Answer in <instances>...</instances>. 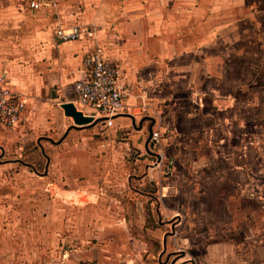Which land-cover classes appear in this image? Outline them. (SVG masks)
<instances>
[{"label":"crops","instance_id":"obj_1","mask_svg":"<svg viewBox=\"0 0 264 264\" xmlns=\"http://www.w3.org/2000/svg\"><path fill=\"white\" fill-rule=\"evenodd\" d=\"M19 2L0 0V16L15 14L12 11V3H15L17 11L30 12L34 18L19 41L0 42L2 50L9 52L5 57L6 63L0 65V72L3 71L0 77L4 76L5 81L27 99L26 111L13 131L25 126L34 132L49 128L46 96L57 98L59 106L72 102L74 83L84 70V58L98 48L107 60L119 67L129 90L125 100L126 113L115 119L113 128L106 130L116 135L131 126L139 140L142 138L137 145L146 148L144 139L149 128L153 132L160 130V126L179 130L177 123L181 119L188 128L200 129L214 123L221 113L229 111L218 104V93H198L210 65L219 67L223 60H227L229 65L230 57H236L239 50L247 49L246 44L264 49V37L258 43L237 44L244 32L264 35V0H70L61 2L56 10L36 12L23 8ZM81 22L98 28L97 36L53 43L52 31L58 23L70 26ZM4 32H9L8 27ZM212 35H215L214 39H211ZM25 51L29 54L25 55ZM224 53L229 54L228 59ZM214 78L216 81L217 77ZM180 81H185L182 87ZM166 84V93L157 89L158 86L164 88L162 85ZM191 84L194 87L190 90ZM195 97L206 98L208 107L192 105ZM142 104L148 105V115L139 117L131 114V106L136 107L134 111ZM157 104L161 105L158 112L155 110ZM250 105L247 107L251 110ZM151 114L167 116L159 121ZM71 130L74 129L68 133ZM67 135L57 142L42 138L52 144H60ZM161 142L164 143L165 139ZM37 146H41L40 138ZM162 148L165 155L158 161L163 163L170 156L172 163L168 168L175 169L181 158L174 155L176 144L168 139ZM186 157L188 159L181 167L188 163L190 169L194 163L190 162L192 158L189 155ZM153 174L157 181L150 180V186L146 188L130 185L131 175L127 176V189L137 195L132 200L133 206L121 202L124 200L118 196L125 189L116 187L112 192L101 188V193L116 194L118 199L113 208L101 203L92 207L91 227L102 228L99 232L94 229L90 232L94 238L100 242L111 238L116 243H126L124 246L128 252H131L129 243H132L135 251L140 248L136 257L141 264H145L143 246L149 242L158 243L159 248L156 253L149 251L146 258L156 255L158 264H264V255L260 252L240 254L234 250L228 234L235 224L234 213L230 200L221 199L218 187L201 186L194 179L187 180L182 172L177 179L160 171ZM211 176L215 180L221 175ZM135 177L143 181L146 174ZM182 178L188 183L185 188L167 184L181 183ZM126 221L130 226H137L136 229L130 227L133 231L128 235L122 229ZM220 227L226 229L222 231ZM101 247L100 251L92 253L94 264H109L110 256H117L115 264H138L134 256L125 258L123 249L116 251L114 256L105 246ZM162 257L163 262L160 261Z\"/></svg>","mask_w":264,"mask_h":264},{"label":"rangeland","instance_id":"obj_2","mask_svg":"<svg viewBox=\"0 0 264 264\" xmlns=\"http://www.w3.org/2000/svg\"><path fill=\"white\" fill-rule=\"evenodd\" d=\"M12 4L15 14L0 16V42L19 41L34 20L30 12L20 13L15 3ZM4 27H8L9 32L5 33ZM95 31L96 37L98 28L95 27ZM244 33L237 40L238 46H245L248 41L258 43L264 37L263 34ZM210 37L214 39L215 35ZM246 47L239 50L236 57H230L229 65L227 60H223L219 67L210 65L202 86L198 87V93H218V104L229 111L221 113L214 123L200 129L188 128L181 119L177 123L179 130L160 126L157 130L162 136L160 142L149 140L147 143V136L144 139L146 148L137 145L139 137L131 126L113 135L99 123L96 127L71 130L60 144H52L42 137L57 142L73 123L63 115L57 98L49 95L45 98L49 104L46 108L49 128L34 132L25 126L21 130L17 128L0 133V264H92L96 262L92 260V253L100 251L101 246L114 256L123 249L125 258L134 256L137 259L140 248L135 251L132 243H129L131 252H128L124 246L126 243H116L111 238L109 241L107 236H104L106 242H100L90 234L93 229L96 232L102 229L91 227V210L100 203L113 208L118 199L116 194L101 193V188L112 192L116 187L125 189L118 196L123 198L121 202L133 206L132 200L137 195L127 189V176L131 175L130 185L146 188L150 186V180L157 181L153 173L159 171L176 179L182 172L187 180L194 179L201 186L218 187L221 199L230 200L234 213L235 224L228 232L234 250L240 254L256 251L264 255V49L255 44L251 47L246 44ZM8 53L0 45V65L6 63ZM24 54L29 53L25 51ZM224 56L229 58L228 53ZM159 68L161 70L162 67ZM214 77H217L216 81ZM183 83L185 81H180L181 87ZM163 86L157 89L166 93L168 84ZM193 87L191 84L190 90ZM205 99L195 97L192 105L208 107ZM158 104L157 112L161 106ZM130 108L131 114L136 116L148 115L147 104L134 111L135 106ZM151 115L159 121L167 116ZM39 138L44 155L37 146ZM164 139V143L169 139L176 144L174 155L181 157L175 169L168 168L172 163L170 156L163 163L158 161L165 155L164 143L161 142ZM187 155L194 163L190 169L188 163L181 167L188 159ZM46 165L47 173L43 176ZM145 174L143 181L135 177ZM218 174L221 178L214 180L211 176L217 177ZM183 180L167 184L185 188L188 183ZM130 227L137 228L126 221L122 227L125 235L133 231ZM220 228L222 231L226 229ZM143 248L146 251L143 257L145 264H158L156 255L146 256L149 251L156 253L159 244L149 242ZM114 258L110 256L109 264H115ZM136 263L141 264L138 259Z\"/></svg>","mask_w":264,"mask_h":264},{"label":"built area","instance_id":"obj_3","mask_svg":"<svg viewBox=\"0 0 264 264\" xmlns=\"http://www.w3.org/2000/svg\"><path fill=\"white\" fill-rule=\"evenodd\" d=\"M22 7L36 12L40 10H56L63 1L70 0H20ZM95 27L85 23L65 25L58 23L52 31L55 44L94 38ZM84 70L74 83V99L76 110L82 115L92 118L94 124L110 129L115 126V119L126 113L125 100L129 96L128 85L117 65L107 60L100 49L89 53L83 61ZM27 99L15 91L0 77V132L13 130L21 121L26 111ZM159 131L151 134L152 143L160 142Z\"/></svg>","mask_w":264,"mask_h":264},{"label":"water","instance_id":"obj_4","mask_svg":"<svg viewBox=\"0 0 264 264\" xmlns=\"http://www.w3.org/2000/svg\"><path fill=\"white\" fill-rule=\"evenodd\" d=\"M60 108L62 109L64 116L70 118L72 120V123H73L71 126H69L67 128V130L65 131V133H64L63 137L61 138V140L67 135V133H68V131L70 129L88 127V126H92L94 124V122L92 121V118L91 117H88V116L82 115L81 112H79V111L76 110V108H75V106L73 105L72 102H64V103H61L60 104ZM151 134H152V129L149 128L148 129L147 143H148V141L151 138ZM40 149H41L42 154H44L41 146H40ZM46 159H47V165H48V158L46 157ZM47 165L45 167V173H43L42 175H45L46 174ZM35 173H37L38 175H40V173H38L36 171H35Z\"/></svg>","mask_w":264,"mask_h":264}]
</instances>
